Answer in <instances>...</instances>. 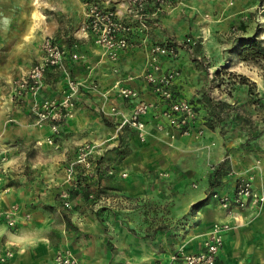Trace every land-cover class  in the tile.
<instances>
[{
  "label": "rangeland",
  "instance_id": "obj_1",
  "mask_svg": "<svg viewBox=\"0 0 264 264\" xmlns=\"http://www.w3.org/2000/svg\"><path fill=\"white\" fill-rule=\"evenodd\" d=\"M124 1L110 0L109 6L120 8L123 12L124 6L122 3ZM182 1L172 0L171 3L161 5L157 11V5L150 2L147 16L148 29L145 28L144 30L141 28L140 22L126 12L128 16L125 15V17H128L127 19L134 26V32L131 33L132 39L146 42V45L141 43L136 47L141 46L148 50L153 42H167L169 40L178 44L179 56L172 59H176L175 64L181 66L176 67L181 71L179 79L183 81V84L181 83L179 87L180 93H184L191 101L200 106L199 114L203 119L200 125L201 132H193L196 138L203 139L209 133H212L223 138V143L228 148V141L235 134L241 133L240 131H244L248 139L264 133V57L255 58L251 52L247 53L246 58L241 55L243 40L246 38H255L261 46H264V0H244L245 4L241 7L242 10L235 14V18L229 24H220L218 16L206 13L201 21L200 28L195 32L191 31L185 35L171 34L164 31H160L158 34L153 32L152 26H155V23L164 21V14ZM235 1L233 0V3ZM84 19L85 6L82 0H0V142L5 144L3 148L18 141L22 142L24 138L21 135H19L21 137L12 136V132H16L13 122L19 120L13 119L14 121H11V109H8L6 105L9 102L8 85L10 84V95L12 97L11 84L18 76L12 78L11 82L8 81L9 78L21 69H30V66L38 61L42 55L41 44L45 36L50 35L58 40L60 39L68 49L66 43L68 38L62 33L74 30L78 33L80 30L77 26L80 28L79 23H82ZM160 34L162 35L160 36ZM77 52L79 57L76 59L72 57V59L77 61L86 58L87 55L84 52ZM182 61L186 63L182 64ZM113 62L111 63V70L116 74L120 73V67L116 62ZM85 64L91 71L90 62L85 61ZM115 67H118V71H115ZM51 70H57L64 78L66 86L63 94L68 89L67 76H71L81 83L75 96L76 104L72 110V116L63 120L60 134L71 119L82 114L83 118L81 117L78 124L79 131L73 134L70 141L75 142L73 146H77V148L81 144L76 145L77 142L81 141H83L82 143L87 141L94 144L95 172L85 174L84 170L75 164V170L78 173L74 174L73 179H70L68 167L69 164L75 161L77 148L75 156H72V159L67 158L66 165H63L64 157L68 156L69 153L66 150V152L61 150L62 144L57 137L56 144L48 143L46 138L41 143L26 140L22 142L23 145L21 146L24 148L20 152L21 155H17V158L23 159L25 162L17 168L13 167L14 156L10 155L6 149V151L0 150V193L5 189V185H11L15 181L20 183L22 179L26 180V178L30 181L36 179L40 183L45 179L51 181H57L58 179L57 182L61 183L60 178L63 173L69 185L61 193L58 191L57 199L60 207L64 210L67 228L87 235L86 227H83L84 231H82L80 229L82 224L80 225L79 222H82L85 216L88 215L96 217L108 237V247L113 251L118 249L116 246L118 242L114 240V238H117L116 234L120 236L121 232L126 231L136 239L149 240V243L158 240L160 237L164 239L174 230L184 229L188 215L197 212L202 203H206L205 201L216 197L215 195L219 193L218 189L223 185L225 177L232 172L229 150L227 149V153L222 159H228V161L222 171L221 184L214 188V195L205 200L211 190L210 183L213 173L222 161L212 163L211 160V158L216 160L212 154L216 140L208 137L203 152L199 148L192 151L187 147L190 144L184 138L178 140L183 134L175 129L159 131L161 133L159 137L164 143L167 141V139L162 138L164 134L173 135L172 140L175 141L173 144L177 147H174L176 152L172 153L175 165H170L172 167L165 169L145 165L147 167L143 170L146 177H154L160 181L158 185L154 184L152 186V189L159 188L160 191L140 195L124 192L122 183L130 176V171L118 169L117 165L134 151L138 143L145 146V151L149 150L148 145H150L148 144L150 131L144 138H141L135 128L129 125L120 127L122 115L129 112L134 101L118 94L113 88L115 81L111 89L104 90L99 80L92 79L89 76L91 75L90 72L86 77L74 75L72 68L70 69L67 65L66 59L62 66H50L47 69L44 87L46 86V75ZM131 75L136 74L132 73ZM118 78H126V76L116 77V79ZM110 92L115 93L116 101L106 102L108 106L103 103V106L99 109L92 108L94 115H96L94 120H91V115L87 114L88 109L85 113H80L78 110L79 95H84L87 99L93 100L94 97L100 95L107 96ZM43 97H57L60 99L62 95L47 96L46 94ZM12 99L16 103L22 104L24 102V100L13 97ZM117 102L119 103L117 104ZM85 104L89 105L87 102ZM29 112L34 125L49 128L48 124L39 125L35 120V116L31 111ZM96 118L98 122L95 121ZM208 121L213 122L214 127H211ZM9 125H13V128H8ZM95 127L99 129L100 137L93 138L90 134ZM157 139L160 138L157 137ZM42 143L53 148L43 147ZM165 144H170V142ZM65 146V148L70 149L68 144ZM201 156L207 157L208 163L202 171L204 172L203 175L201 174L202 177L201 175L194 176L193 171L198 170L199 167L196 166L201 163L199 161ZM167 165L168 163L166 167ZM78 177L86 179L85 183L89 184L87 189L90 193L88 196L85 194L84 184L77 185ZM174 180H184L185 186L191 187L196 192L202 191L204 186L207 187L203 192V198L189 203L186 197L187 201L184 198L173 197V195L180 193H183L182 196H187L190 191V189L185 191V188L170 189V191L163 189L162 181L171 184ZM57 182L54 184H58ZM153 182L151 181V183ZM218 196L222 195L218 194ZM66 201L69 202V205H66ZM218 203L222 205L220 200H218ZM176 206H178L177 209H174ZM20 208L19 204L11 203L6 207L0 205L1 210L14 212L17 221L15 226H12L8 224L7 220H0L10 228L16 227L22 217L20 216ZM177 213L180 215H176ZM30 217V214L23 215V219H29ZM115 232L117 233L115 234ZM118 241H120V238ZM65 247L74 252L70 246ZM76 255L83 264L79 254ZM165 263L166 261L163 259L157 262V264Z\"/></svg>",
  "mask_w": 264,
  "mask_h": 264
},
{
  "label": "crops",
  "instance_id": "obj_2",
  "mask_svg": "<svg viewBox=\"0 0 264 264\" xmlns=\"http://www.w3.org/2000/svg\"><path fill=\"white\" fill-rule=\"evenodd\" d=\"M244 4V0H236L234 3L233 0H183L164 14V21L155 23V26H152L153 32L158 34L160 31H164L180 35H185L191 31L195 32L200 28L201 21L206 13L218 16L220 24H229L235 18V14L242 10L241 7ZM79 24L81 25V23ZM77 28L79 30L78 26ZM62 35H66L68 38L66 43L69 53L66 62L69 68H72L74 75L86 77L88 72H90L91 75L89 76L92 79L99 80L104 90L111 89L116 77H127V75L132 73L137 74L145 66L147 50L141 46L131 48L121 53L119 60L116 62L121 72L116 74L111 70L112 61L104 55L103 49L95 43L92 36L84 34L82 31L77 33L75 30L63 32ZM73 41L75 42L73 43ZM74 51H82L87 56L76 61L71 56ZM85 61L90 62L89 65H91L92 72L89 71ZM175 61L176 59L161 57L164 70L181 67L175 64ZM184 63L186 62L182 61V64ZM28 71V68L21 69L8 81L11 82L12 78ZM125 83L138 89L142 99L147 101L156 99L151 86L144 78L135 77L132 80H126ZM181 83L183 84V81L178 79L175 85V92L180 97L188 98L184 93H180L179 87ZM65 86V80L62 75L57 70H51L46 75V86L41 96H46V94L47 96L63 95ZM9 87L10 84L8 85L9 102H7L6 107L11 109V121H14L13 119L19 120L18 122H13L16 132H12V136L18 137L21 135L24 137L22 142L28 140L41 143L51 132L47 126L39 127L33 124L29 115L32 97L27 96L22 104L16 103L10 95ZM79 99L78 105L80 107L78 106V110L80 113H85L88 109L90 112L88 111L87 114H90V119L94 120L96 115H94L92 108L99 109L103 106V103L107 105L106 102H112L115 100V93L110 92L107 96L100 95L94 97L93 100L87 99L84 95H79ZM86 102L89 103L88 106L85 104ZM123 107L126 108L125 105ZM78 116L71 119L64 126L62 133L57 136L58 141L62 144L61 150L63 152L66 150L69 153L68 156H63L65 159L63 160V165H66L67 160L75 156L77 146L74 147L73 143L75 142L70 140L73 134L79 131L78 124L82 114ZM95 121L98 122L97 118ZM149 121L152 122L150 118ZM8 128H13V125H9ZM148 130L150 131L149 150L145 151V146L138 143L134 151L117 165L118 169L130 171V176L122 183L124 192L135 195L149 192L157 193L160 189H152V186L154 184L158 185L160 181L154 177H146L145 171H143L147 167L145 165H152L157 169H165L175 165L172 157V153L176 152V149H174L176 145L173 144L175 141L173 142L172 140L173 135L170 134L171 138L168 134L162 136V138L167 139L165 143L170 142V144H165L159 137L161 133L156 131L151 123L148 125ZM240 132L232 136L228 141V148L224 145L223 138L212 133H209L203 139L196 138L193 133L189 135L183 134L178 139L180 141V139L184 138L185 141L189 142L190 145H187V147L190 150L193 151L199 148L202 150L201 152L205 150L204 147L208 142V137L215 139L216 145L212 149V154L216 160L211 158L212 163H219L226 155L227 149L229 150L232 172L225 177L223 185L218 189V194L221 195H232L238 180L242 178L241 176L246 175H250L253 178L254 186L259 191L264 192V133L248 139L244 131ZM90 134L93 138L100 137V131L97 127L93 128ZM157 137L160 139L158 140ZM22 142L12 143L5 148H3L5 144L0 142V150H8L10 155L14 156V168L25 162V160L17 158V155H21L20 152L24 148L21 146L23 145ZM82 142H77L76 145ZM66 144H68L70 149L65 148ZM44 146L53 148L48 144H43ZM204 156L199 159L201 163L196 166L199 167L198 170L195 169L193 171L194 176L203 175L204 172L202 171L208 163L207 157L205 158ZM61 176V183L57 182V178H55L57 181L53 180V182L45 179L42 183L36 179L30 181L26 178V180L22 179L20 183L15 181L11 185H5V189H2L0 205L6 207L11 203L19 204L21 207L19 210L20 216L22 217L18 225L13 228L8 227L5 222L0 220V264H55L54 257L57 249L65 246H70L76 254L78 253L83 264H157L158 260L162 259L167 262L171 253L181 248L188 252L199 251L211 229L218 224H226L228 229L224 233L223 247L215 264H264V204L261 206H249L244 209L235 206L232 209H226L218 203L220 197L216 196L205 201L206 203H202L197 212H192L188 215L184 229H180V231L174 230L172 233L169 232V236L164 237V239L160 237L158 240L156 239L149 243V240L136 239L126 231L121 232L120 236L115 232L120 241H118L119 238H114L118 242L116 243L118 249L113 251L108 247V237L96 217L88 215L85 216L82 222H79L80 225L82 224L80 226L82 231H84L83 227H86L87 235L67 228L64 210L59 205L57 193L58 191L61 193L68 188L69 184L65 180L66 176L63 173ZM151 181L154 182L151 183ZM55 182L58 184H54ZM162 183L164 185L163 189L168 191L170 189L185 188V191L190 189L187 194L188 197L186 195L182 196L181 194L183 193L173 195V197L184 198V200L187 198L189 203L203 198V192L207 188L204 186L202 191L196 192L191 187L185 186L184 180H174L171 184L164 181ZM177 207L174 209H177ZM26 214H30L31 217L23 219V215ZM176 215L180 214L177 213ZM18 236L24 238L18 240Z\"/></svg>",
  "mask_w": 264,
  "mask_h": 264
},
{
  "label": "built area",
  "instance_id": "obj_3",
  "mask_svg": "<svg viewBox=\"0 0 264 264\" xmlns=\"http://www.w3.org/2000/svg\"><path fill=\"white\" fill-rule=\"evenodd\" d=\"M172 0H125L120 8H112L110 0H82L85 6V19L79 28L84 34L91 35L105 56L117 62L123 51L134 48L141 43L131 37L134 32L133 24L127 19L135 17L141 24V28L148 29L147 16L148 4L153 2L157 5L156 11L165 3ZM42 55L38 61L31 66L29 71L16 77L11 84L12 97L26 100L31 96L30 111L35 116L39 125L48 124L50 134L46 140L50 144H56V137L61 132V123L72 116V110L76 104L75 96L81 85L76 79L67 76L68 89L59 99L57 97H42L44 78L50 66H62L69 53L66 45L59 39L50 35L45 36L42 44ZM72 57H79L78 52H72ZM179 46L174 41L153 42L147 50L146 64L142 72L129 75L126 78L115 80L113 88L118 94L126 99L133 100L129 112L122 115L120 127L129 125L135 128L141 138L148 133V125L151 123L156 131L175 129L182 134L201 132L202 118L195 104L188 98L180 97L175 92V85L180 78L181 71L178 68L164 70L161 57L177 58ZM118 71V67H115ZM69 73V72H68ZM142 77L151 86L156 95L154 101L140 98L138 89L127 85L126 80ZM115 109V108H114ZM149 118L152 122L149 121ZM94 144L90 142L81 143L77 148L75 161L69 164L68 175L73 179L75 164L79 165L85 174H93L96 161L93 158ZM126 175V173H124ZM66 195V194H65ZM215 196H218L215 195ZM220 201L226 209L235 206L244 209L249 206H261L264 204V192L254 186L252 177H242L238 180L232 195L220 196ZM69 205V202H65ZM0 219L7 220L8 224L15 226L17 218L14 212L0 209ZM228 229L226 224H218L211 229L199 251L188 252L179 249L173 252L165 264H215L218 254L223 247L224 233ZM55 264H81L78 256L69 248L58 249L55 253Z\"/></svg>",
  "mask_w": 264,
  "mask_h": 264
},
{
  "label": "trees",
  "instance_id": "obj_4",
  "mask_svg": "<svg viewBox=\"0 0 264 264\" xmlns=\"http://www.w3.org/2000/svg\"><path fill=\"white\" fill-rule=\"evenodd\" d=\"M243 41H244V43L242 44V47H241V55H243L244 58H246V55L248 52H251L252 56L255 58L264 57V46H261L260 42H258L255 38H246ZM195 106H196V109L200 113V106H198V104H195ZM209 123H210L211 127H214L213 122H209ZM227 161H228V159L222 160L219 163L217 169L214 171L213 178H212L211 183H210L211 190L208 193L205 200H208L211 196H213L215 193L214 188L221 184L222 171H223L224 165ZM85 181H86V179L84 180L82 177H78L77 185L81 186L82 184H84L85 194L88 196L90 193L89 189H87V188H89V184L85 183Z\"/></svg>",
  "mask_w": 264,
  "mask_h": 264
},
{
  "label": "clouds",
  "instance_id": "obj_5",
  "mask_svg": "<svg viewBox=\"0 0 264 264\" xmlns=\"http://www.w3.org/2000/svg\"><path fill=\"white\" fill-rule=\"evenodd\" d=\"M23 238H24V237H20V236L17 237L18 240H19V239H23ZM37 242H39V241H37Z\"/></svg>",
  "mask_w": 264,
  "mask_h": 264
}]
</instances>
